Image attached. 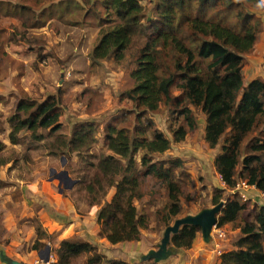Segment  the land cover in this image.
<instances>
[{"label": "trees", "instance_id": "1", "mask_svg": "<svg viewBox=\"0 0 264 264\" xmlns=\"http://www.w3.org/2000/svg\"><path fill=\"white\" fill-rule=\"evenodd\" d=\"M27 1L30 5L0 0V17L17 20L19 29L14 35L20 38L53 22L97 29L87 54L89 73H95L104 61L119 64L142 37L146 38L134 52L132 85L120 94L132 107L112 114L114 121L106 122L103 128L109 154L91 150L97 142L99 119L72 124L70 136L58 134L66 105L59 86L39 97L19 98L7 117L11 144L20 143L21 132L29 133L30 142L42 141L45 136L39 131L47 130L59 135L56 148L47 155L70 162L76 153L85 169H93L90 178L80 181L88 205H99L108 189H114L112 198L97 211L102 237L113 244L139 239L148 219L134 202L145 195L147 179H157L167 189V204L156 211L159 220L167 226L177 216L181 188L173 177L183 160L159 156L195 129L193 107L204 114L205 142L211 148L218 147L213 164L224 189L234 188L239 180L264 189V78L245 83L242 74L245 55L253 49L261 30L260 18L253 11L256 7L249 9L248 5H259L260 0H153V16L147 15L140 0H96L94 5L91 0H81L87 9L73 0H60L39 10L30 6L44 0ZM36 56L43 60L41 48ZM174 89L179 95H173ZM161 104L177 120L170 127V138L154 127L150 117L159 112ZM128 118H133L131 127V120L129 126L123 125ZM3 148L0 142V150ZM223 191L215 188L213 205L223 198ZM224 199L217 226L233 224L240 237L235 249L220 255L218 264H264V208L258 204L249 208L237 194ZM245 210L251 213L244 220ZM198 232V226L182 225L169 243L187 248ZM38 246L42 244L36 242L34 248ZM80 258L84 259L82 264H126L108 260L89 242L66 241L56 249L53 264H74Z\"/></svg>", "mask_w": 264, "mask_h": 264}, {"label": "crops", "instance_id": "2", "mask_svg": "<svg viewBox=\"0 0 264 264\" xmlns=\"http://www.w3.org/2000/svg\"><path fill=\"white\" fill-rule=\"evenodd\" d=\"M151 1L153 0H150L149 2ZM149 2L146 4H149ZM140 3L145 8L147 7L144 0H140ZM39 5L40 3L36 6ZM31 7L34 8V5H31ZM152 8L153 5L151 8L149 7L148 10L146 9L148 16H153L151 11ZM253 11H255L260 18L261 30L253 49L245 55L246 63L242 68L243 78L245 69L252 68V66L257 67L260 62H262L264 66V0H260L258 7L254 8ZM3 20H6L7 23H11L9 32L10 34H13V36L9 42L14 43L17 47L14 51V55L20 54L21 56H24L21 63V69L25 72L17 69L14 71L9 70L8 72L3 71L2 74L0 72V98H3L0 99V142L5 146L4 149L0 150V263L3 262L4 259H11L22 262L23 264H46L45 262H40V256L44 255L46 246H49V264H53L55 262V251L62 241L72 243L89 242L95 245L98 251L108 260L121 261L126 264H218L220 262V254L215 250L216 244L221 247L222 252L236 248L235 241L240 237V231L238 228L231 229L229 224H224L222 225V228L226 231V237L223 239L215 240L211 235V239L206 242L203 240L201 233L198 232L189 247L177 248L171 243H168V255L165 258L158 261H155L153 258L147 259L150 251L157 250V246L166 226L159 235L156 233L148 234L144 229H141L138 240L123 241L115 244L110 243L105 237L100 235V225L97 222V211L99 207L87 205L84 202L78 203L74 199L73 196H75L76 191H78L76 188L77 180L72 187H69L73 179L67 169L61 165L60 156L46 155L44 157L45 160L42 159L44 160V163H40L35 169L27 174L20 173V165H18L16 159L10 158L7 154H2L6 151L7 147H16V144L11 145L8 138L10 126L7 122V117L12 112L15 102L19 98L25 96L39 97L41 94H44L45 92L49 93L51 90L46 87L48 84L47 82L39 80L44 78V80H47L48 77H44L43 74H38L39 79L35 80L36 83L42 82V87L35 84V82L30 81L26 76L27 73H33V71L37 69H39L40 72L41 61H39L36 56L38 48L43 50V62L46 60L50 62L52 60H58L57 62L63 65V67H60L59 69V72H61L59 76L61 77L62 74L63 77L59 78L57 86L64 88L63 85H70L75 77L74 75L82 76L89 74L87 73L89 63L87 54L94 40L87 46L89 47L87 53L81 56L84 65L83 70L78 71L76 68L71 72L68 71L70 64L67 65V62L72 57H75V53L79 52L77 50L78 41L76 40L73 43L72 40L74 39L72 36H65L64 38L66 39L64 42H56V45H54L53 42H44V40L41 42L38 40H35L34 42L23 41L21 43L22 39L19 34L14 35V30H16V28L19 29L17 20L12 17H0V23H2ZM53 24L54 22L52 25ZM63 26L62 29L66 28V31L69 30V32L82 29L80 27ZM44 28L48 29L49 26L29 30L28 34L30 39L40 37ZM6 29H8V27L1 26L0 24L1 32ZM59 30L55 31V33ZM50 31L52 32V30ZM57 41L59 40L57 39ZM63 43H69L70 52L69 55L61 58L59 54L61 53L60 50ZM14 58L19 61L15 56ZM107 62L108 61H104L103 63L105 64ZM130 71L127 72V75L131 81V86L132 80L130 78ZM17 76L23 78L21 79L23 83L18 86L15 84L18 79ZM253 76L254 77L249 81L257 77L264 78V71L259 74L255 72ZM89 85H91L90 82ZM78 86L81 87V83L75 85V89ZM75 91L76 92L74 93L76 94L77 89ZM41 99H43V95ZM118 100L124 102V104H131L130 100L120 99V96L118 97ZM63 114L59 119L61 123H63ZM188 137L189 136H186L184 140H188ZM202 137V140L205 141L204 136ZM102 146L107 150L103 139ZM213 150H215L214 155H216V149L213 148ZM174 152L175 155L180 157L186 155L184 150H182L183 153H180L179 151ZM109 153L110 151L107 150L106 154ZM187 153L192 155V152L190 151ZM75 158L77 159L76 153H73L70 161L72 162ZM20 160H22L21 166L23 165V167H25L26 165L24 164L26 162L24 159L21 158ZM61 170H66L68 172V178L70 181L68 180L61 183L58 180L57 174ZM224 190H226V193L232 194L231 189ZM244 191L248 198L246 203L249 208L252 205L258 204L260 194L258 188L248 187ZM112 194H114V190ZM233 197L234 195L230 198ZM224 198L225 197L222 199ZM156 203V206L158 207L157 209L163 208L167 204V199L162 197L160 200H157ZM188 214L191 213H187L186 215ZM36 242L41 243L42 246L34 248ZM51 259H53V261H51Z\"/></svg>", "mask_w": 264, "mask_h": 264}, {"label": "rangeland", "instance_id": "3", "mask_svg": "<svg viewBox=\"0 0 264 264\" xmlns=\"http://www.w3.org/2000/svg\"><path fill=\"white\" fill-rule=\"evenodd\" d=\"M12 2H21V4L24 5H30V3L27 0H8ZM60 0H44L40 3L39 6H34V10H38L41 7L49 6L52 3H56ZM76 2L79 6L81 5L83 9H87L88 7L83 5V2L81 0H73ZM150 0H144L145 5L147 6L146 9L148 10L149 7L151 8V4H153V1L149 2ZM149 2V4H146ZM96 0H91V4H95ZM257 5V4H256ZM256 5H248L249 9H251L253 6L257 7ZM90 20H92L90 18ZM1 26L8 27V29L3 30L0 32V72L1 74L3 71L8 72L9 70L14 71L15 69L19 71H23L21 69V63L24 56H21L20 54H15L14 51L16 50V45L14 43H10V39L13 36V34H10V25L11 23H7L6 20H3L2 23H0ZM63 25H60L58 23H54L53 25L49 26V28H44V30L40 33V37H36L34 40L54 43L56 45V42H64L66 38L65 36H72L74 41H78L77 44V50L79 52L75 53V57H72L68 62L67 65L68 71H71L73 69H76L78 71L83 70V60L82 55L87 53V50L89 47V43L93 42L94 38H96L97 35V29L94 28L92 25H85L80 27L82 29H79L78 31L69 32L66 31V28H63ZM57 28V29H56ZM63 31H60V30ZM52 30V32L50 31ZM56 30H59L57 33H55ZM36 32V31H34ZM29 32L24 33V38H21L22 41L27 42L30 39V36L28 34ZM56 34V35H55ZM59 36V37H58ZM44 38V39H42ZM57 39L59 41H57ZM80 39V40H78ZM146 38L142 37L138 44L135 47H132L127 53L125 59L120 62L119 64H116L112 61H108L107 63H103L102 66L98 67L96 70H94L95 73H89L85 75H74V79L71 81L69 86L63 85L64 88H62V95L65 99V109L64 114L62 116L63 123L61 130L58 132V134H61L63 136H70L72 124H75L76 122H80V120H92V119H99L97 121L98 130L96 133L97 142L94 144L93 148L91 149L92 152L96 154H101L102 152H107L105 150V147L102 146V139H103V128L106 122L108 121H114L113 116L115 115V112L122 110V109H130L132 107L131 104H124V102H120L118 100V97L120 94L129 88L131 81L127 75V72H129L133 67L134 63H132L134 52L137 53L139 48L143 45ZM70 45L69 43H63L61 46L60 54L59 56L66 57L69 55ZM77 54V57H76ZM74 55V54H73ZM19 59V61L17 59ZM79 56V57H78ZM58 60H52L43 62L41 60L40 65V72L39 69L33 71V73H27L26 76L28 79L32 82H35V84L40 85L42 87V82L36 83L35 80L39 79L38 74H43L44 77H48L47 80L39 79L40 81L47 82L48 84L46 87L48 89H51L50 92H55V88L57 86V82L60 77L59 69L60 67H63L60 63L57 62ZM71 62V63H70ZM259 65L257 67L252 66V68H248L247 70H244V82H248L250 79H252L254 76L253 74L257 72L258 74L260 72L264 71L263 63H258ZM250 66V65H249ZM37 71V72H36ZM25 72V71H23ZM92 74V75H91ZM51 76V77H49ZM69 77V76H67ZM92 77V78H91ZM17 81L15 84L21 85L23 79L21 76H17ZM70 79V78H69ZM80 80V81H76ZM87 82V83H85ZM89 82L91 85H89ZM81 83V87H76L77 93L75 90V85H78ZM88 87H87V86ZM79 88V89H78ZM86 90V91H84ZM173 95H179L178 90H173ZM67 99V102H66ZM169 108L165 107L164 104L160 105L159 112L156 114H151V118L154 122V127L159 129L165 136H168L170 138V127H174L177 123V120L175 122V119L173 115L172 117L169 115ZM193 112L196 118V127L194 130H191L186 136L188 137V140H182L178 143H173L169 150L165 151L163 154L159 156V159H168L170 157H179L183 160V166L179 169H174V177L173 180L180 186L181 193L179 198V213L177 216L172 218L168 225H171L175 218H180L186 215L187 213H191V215L196 214L199 210L207 208L212 204V198L215 196V188L212 185L211 181L212 179H217L220 181V184L224 187L223 183L221 182L220 176L216 173L215 167L213 164L214 159V151L213 148L206 145L207 143L203 141L204 132V114L199 111V109H196L193 107ZM112 114H114L112 116ZM173 118V119H172ZM133 118H128V120L123 123V125L129 126V121L131 120V124L133 123ZM181 120V117L179 118ZM0 127H1V121H0ZM102 128V129H101ZM39 133L43 134L45 136V139L39 142H30L27 139V136H29L28 132H21L19 134L21 141L19 144H16V147H7L6 151L2 154H7L10 158H15L18 165H20V173H29L33 169H35L40 163H44L45 156L50 152V149H55L57 146L58 138L56 136V133L50 134L47 130H40ZM185 136V137H186ZM12 145V144H11ZM191 145V146H190ZM55 147V148H54ZM5 148V146H4ZM3 148V149H4ZM52 149V150H53ZM211 149V150H210ZM216 151L218 152V147H214ZM2 150V149H1ZM182 150L186 153L185 156H178L175 155L174 151H179L180 153H183ZM192 152V155H189L187 152ZM4 156V155H3ZM88 157V156H87ZM24 159L26 162L23 167L21 166L22 160ZM44 159V160H42ZM91 160V159H89ZM96 162V159L91 160ZM15 163V162H14ZM186 163V165H185ZM84 163H81L78 161V158L74 159L72 162H65L64 160V167L67 169L69 174H71L72 182L70 183L69 187H72L73 184L76 183L77 180V190L76 195L73 196L76 202H84L86 203L84 193L80 191V188L83 184L80 183V181L84 179H88L93 175V169L92 168H84ZM67 172V174H68ZM58 175V174H57ZM62 177V176H61ZM68 181V180H67ZM113 188L108 189L107 194L101 201L99 205L94 204L93 206H100L103 204L104 201H108L113 196ZM143 190L145 191V195L141 197L139 200H135V205L137 207V210L140 213H144L148 219V225L147 228L144 230L146 233H156L159 235L160 232H162L163 228L165 227L164 224L159 220V216L156 214V209L158 208L156 206L157 200H160L162 197L167 199V189L163 183H161L159 180L151 178L144 181ZM224 190V189H223ZM226 190L222 192V197H231L232 194L226 193ZM161 202V201H158ZM87 204V203H86ZM88 205V204H87ZM162 212V210H161ZM251 213L250 210H245L242 213V218L248 219L249 214ZM229 227L231 229H234L233 224H229ZM84 261L83 258L78 259L74 264H82Z\"/></svg>", "mask_w": 264, "mask_h": 264}, {"label": "water", "instance_id": "4", "mask_svg": "<svg viewBox=\"0 0 264 264\" xmlns=\"http://www.w3.org/2000/svg\"><path fill=\"white\" fill-rule=\"evenodd\" d=\"M62 77V74H61ZM60 163L64 166V158H60ZM62 176V177H61ZM58 180L62 183L67 180L68 174L66 170H61L57 175ZM63 180V181H62ZM70 181V180H69ZM72 182V181H71ZM74 183V182H72ZM214 188L221 190L223 186L220 184V181L217 179H212L211 181ZM224 202L220 200L215 205L199 210L196 214L185 215L180 218H176L171 225L165 227L163 231L162 238L158 244L157 250H152L149 252L147 259H154L155 261L162 260L168 255V243L170 242V236L178 231V229L185 224L195 225L200 228V233L204 241H209L211 239V231L213 226L217 223L218 215L223 207ZM50 248L46 246L44 255L40 256L44 262H47L49 259ZM0 264H23L17 260L4 259Z\"/></svg>", "mask_w": 264, "mask_h": 264}, {"label": "built area", "instance_id": "5", "mask_svg": "<svg viewBox=\"0 0 264 264\" xmlns=\"http://www.w3.org/2000/svg\"><path fill=\"white\" fill-rule=\"evenodd\" d=\"M248 187H256V186L247 184L245 180H239L236 186L231 189V193L234 196L235 194H237L241 202H246L248 198L246 197L244 190ZM259 192L260 194H259V199H258V205L264 208V189H259ZM222 201L225 202V199H222ZM211 234L213 236V239L215 238V240L223 239L226 237L225 229H223L222 226H217V223L213 226ZM215 246H216L215 247L216 252L221 255L223 253L221 250V247H219L218 244H216ZM49 259L47 262H45L46 264H49ZM51 261H53V259H51ZM40 262L43 263L44 261L41 259Z\"/></svg>", "mask_w": 264, "mask_h": 264}]
</instances>
